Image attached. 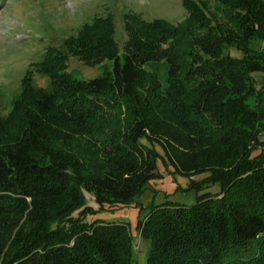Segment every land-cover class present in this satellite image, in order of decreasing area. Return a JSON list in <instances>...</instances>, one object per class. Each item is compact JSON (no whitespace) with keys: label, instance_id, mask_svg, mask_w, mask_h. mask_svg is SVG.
Instances as JSON below:
<instances>
[{"label":"trees","instance_id":"trees-1","mask_svg":"<svg viewBox=\"0 0 264 264\" xmlns=\"http://www.w3.org/2000/svg\"><path fill=\"white\" fill-rule=\"evenodd\" d=\"M183 3L188 20L157 21L153 36L127 21L122 57L105 41L110 16L68 38L71 54L87 48L97 77L76 78L48 48V85L28 82L0 117V264H132L130 224L89 219L135 203L159 177L158 157L221 191L191 206L153 203L139 224L147 264H264V155L254 153L264 113L245 102L264 73V58L248 52L264 40V0ZM103 43L112 51L94 54ZM160 63L164 79L148 70Z\"/></svg>","mask_w":264,"mask_h":264},{"label":"rangeland","instance_id":"rangeland-1","mask_svg":"<svg viewBox=\"0 0 264 264\" xmlns=\"http://www.w3.org/2000/svg\"><path fill=\"white\" fill-rule=\"evenodd\" d=\"M107 16L114 18V29L111 37L105 41L113 39V43L118 45L119 56L122 57L125 47L129 45L127 21L139 28L140 33L153 36L159 28L154 27L157 21L177 26L188 20L189 11L183 0H0V117H6L13 110L28 82L34 81L36 85L43 87L48 85V77L41 72L53 69L50 64H41L48 48H56L66 56V65L76 78L99 76V67L86 65V57L83 56L86 55L87 48L80 53L81 56L78 55L79 52L71 54L65 43L72 37L75 41L78 40L79 31L86 24ZM103 33L106 32L100 34ZM106 44L103 43L104 46L101 45L99 49L93 48L94 54L98 51H101L100 54L112 51ZM226 52L241 57L235 47L228 46ZM248 52L259 59L264 58V40L253 39ZM105 64L108 68L112 67L111 62ZM148 70H156L160 78H165L166 68L162 63L149 67ZM256 77L259 80L258 88L253 95L245 97V102L248 110L257 109L264 113V73L257 74ZM142 85L145 87L142 91L146 92L149 82L144 81ZM259 119L261 120L256 122V126L262 133L260 139L264 143V117ZM21 121L22 117L16 116L9 123V128H17ZM157 150L160 155L163 154L160 148ZM261 152L264 155V145L254 153ZM165 164L161 157L157 158L156 173L159 177L148 184L135 203L118 210L100 212L89 219L92 221L102 218L130 224L133 235L132 264H147L150 245L142 237L139 224L144 221L153 203L172 202L191 206L200 194L221 191L218 183H203L208 174L189 178L176 173L172 166ZM91 204L97 207L95 203Z\"/></svg>","mask_w":264,"mask_h":264}]
</instances>
